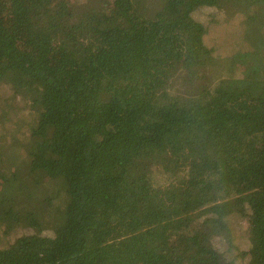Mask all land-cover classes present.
<instances>
[{
  "label": "trees",
  "instance_id": "obj_1",
  "mask_svg": "<svg viewBox=\"0 0 264 264\" xmlns=\"http://www.w3.org/2000/svg\"><path fill=\"white\" fill-rule=\"evenodd\" d=\"M111 4L0 0V264H264V0Z\"/></svg>",
  "mask_w": 264,
  "mask_h": 264
},
{
  "label": "rangeland",
  "instance_id": "obj_2",
  "mask_svg": "<svg viewBox=\"0 0 264 264\" xmlns=\"http://www.w3.org/2000/svg\"><path fill=\"white\" fill-rule=\"evenodd\" d=\"M67 1L76 3L78 8L80 9L86 8L87 5H89V3L91 2V0H67ZM100 1L103 4L101 9H97L96 7L92 6L90 10L91 14L87 16V19H86L87 21H91L95 24H101L103 28L109 25H121L123 27H128L127 24H125L119 16L113 14V7L111 4L112 0H100ZM160 1H164L168 3L173 0H160ZM4 16L7 18L8 20L7 22L11 26L16 27L17 25L16 17L11 14L10 8L8 6H6V9L4 11ZM74 26H75L76 40H77V43L80 49L85 50L88 48H92L96 44L99 43V36L91 32L88 25L85 22H81V21L75 22ZM234 31H238L239 34H237L236 36H233L235 34ZM243 32H244V29L241 26H238L235 30L231 31L228 34L229 38L236 39V46L232 48L233 53L237 52L238 48L241 47V40L243 38L241 35ZM62 39L65 40L66 42L68 41L67 33L62 34ZM202 43L203 41H201V39L195 38L191 35L185 36L184 42H183V47L185 50L183 62H189L195 59L197 57V53L196 51L192 50L194 47V44L196 45V47H200ZM207 45L209 46V49H210V51L205 52L207 57H210L211 52L215 53L216 49L222 46L221 43L215 42L212 38H209L207 40ZM257 57H258L257 53L252 55V58L254 61H257ZM23 118L24 117L18 120V122L16 123V127L12 126L10 128L11 143H13L16 146L20 145L21 143L18 134L20 135L25 134V131L23 129L25 126V122ZM0 124H4V120H1ZM2 186H3V178L0 176V188H2ZM242 218L243 217L241 216H236L235 218H233L234 222L232 224V227H233L232 230H234L235 237H236L235 242L238 245L241 243L240 238H242L241 237L242 231L245 229V220ZM245 246H243V249L245 248ZM236 264H241V262L239 261Z\"/></svg>",
  "mask_w": 264,
  "mask_h": 264
}]
</instances>
